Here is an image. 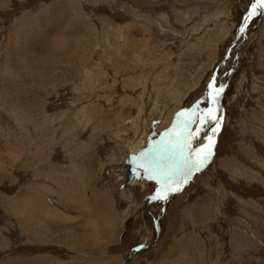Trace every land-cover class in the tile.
<instances>
[{"label": "rangeland", "instance_id": "374dc122", "mask_svg": "<svg viewBox=\"0 0 264 264\" xmlns=\"http://www.w3.org/2000/svg\"><path fill=\"white\" fill-rule=\"evenodd\" d=\"M5 2L0 264H264V15L247 22L231 49L252 0ZM36 21L48 28L29 34ZM83 22L93 43L80 55L82 69L68 70L63 81L49 53H59L54 33ZM13 30L27 36L30 81L25 71L7 77ZM40 60L54 68L34 65ZM44 75L55 78L46 84ZM213 78L224 89L210 161L167 201H150L154 181L126 180L133 155L124 146L143 141L141 152L161 139L177 113L198 101L207 107ZM44 203L60 219L44 222ZM34 205L43 211L35 213ZM141 244L145 249L126 262Z\"/></svg>", "mask_w": 264, "mask_h": 264}, {"label": "snow or ice", "instance_id": "6c2138e0", "mask_svg": "<svg viewBox=\"0 0 264 264\" xmlns=\"http://www.w3.org/2000/svg\"><path fill=\"white\" fill-rule=\"evenodd\" d=\"M256 15H264V0H252L250 8L244 17L240 32L245 31L247 22ZM214 80L208 84L204 100L207 107H200V101L190 109L177 113V120L161 139L136 155L130 157L132 174L136 179L154 181L155 192L150 201H167L169 196L179 192L191 180L194 173L201 171L213 155L214 135L206 137L207 143L197 145L200 134L209 124L212 133L220 128L222 116L220 111V96L224 85L214 87ZM144 245H139L133 251L138 252Z\"/></svg>", "mask_w": 264, "mask_h": 264}, {"label": "bare ground", "instance_id": "6f19581e", "mask_svg": "<svg viewBox=\"0 0 264 264\" xmlns=\"http://www.w3.org/2000/svg\"><path fill=\"white\" fill-rule=\"evenodd\" d=\"M5 1H9V0H0V6H5L6 5V2ZM60 2V1H59ZM64 2V1H63ZM74 3V2H73ZM53 4V3H52ZM59 4V3H58ZM56 5V4H55ZM63 5V4H62ZM59 6H60V4H59ZM58 6V7H59ZM55 7H57V5L55 6ZM61 7V6H60ZM67 7H68V3L65 5V8H66V10H65V12H67L68 13V10H67ZM70 7H71V9L72 10H75V12H76V9H75V6L74 5H72V4H70ZM46 9V8H45ZM64 12V11H63ZM66 13V14H67ZM74 13V12H73ZM72 14V13H71ZM75 14V13H74ZM73 14V15H74ZM48 15V14H47ZM50 15V14H49ZM65 15V14H64ZM66 16V15H65ZM64 16V17H65ZM40 18V17H39ZM43 18H44V14H43ZM78 18V17H77ZM74 19H75V17H74ZM23 20V19H22ZM44 20V19H43ZM68 21H71V22H73L72 21V17H71V19L70 20H68ZM78 22H79V20H77ZM15 22V24L17 25V27L18 26H21V24H18V22H16V21H14ZM43 22V21H42ZM81 23V22H80ZM201 23V22H200ZM23 24H25L24 25V27L23 28H26V29H29V31L32 29V27L30 26H28L27 24H26V22H23ZM77 24V23H76ZM30 25V24H29ZM65 25V24H64ZM72 24H68V26L66 25V26H64L63 28H61L60 30L59 29H57V30H59V31H57V33H54V34H56L55 35V38H54V40H56V44H57V49L59 50V53H58V55L56 56L55 55V53L53 52V51H51V52H49V53H51V56L52 57H54L55 58V60H56V63L55 64H58V69H60L62 72H63V74H61V75H59V78H61V79H63V81L64 80H67L66 79V76H65V74L66 75H68L67 74V72H68V70H70V71H76V69L77 68H81L82 69V67H83V65L82 64H80V63H85L84 61H82V60H80V55H81V53L84 51V49H86V48H88L89 47V44H92L93 43V37H92V35H90V34H87L86 36H84L85 35V33H86V28H85V24H84V22H83V25H81V26H83L82 28L80 27H76V29L75 30H79V31H75L74 29L72 30V31H70V30H68V27L69 26H71ZM78 25V24H77ZM74 26H76V25H74ZM73 26V27H74ZM29 27V28H28ZM34 28H39L40 30L41 29H43L44 28V30H46V28H48L47 27V25L46 24H44V23H39V21L37 22H35V25L33 26V29L30 31V33L29 34H31V33H33V34H35L34 33V31H37V30H35ZM38 29V30H39ZM48 30V29H47ZM227 30V29H226ZM66 31H70V32H67V33H65ZM48 32V31H47ZM65 33V34H64ZM39 34V33H38ZM141 34V33H140ZM26 35V34H25ZM40 36V35H39ZM128 36H129V34H128ZM241 36V35H240ZM27 37V36H26ZM26 37H22L21 36V34H19V33H17V32H15L14 30L12 31V33H11V35L8 37V42H7V46L9 47L8 49H9V51H8V53H7V55H6V57H4V59H5V63H6V69H7V77H12L13 76V74H16V75H18V71H25L24 72V75L26 76V79L28 80V81H30L29 80V74L32 72V67H31V65L30 64H27V62H25L24 61V55L26 54V50L24 49V47H25V43H26V41L28 40V39H26ZM37 37H38V35H37ZM36 37V38H37ZM236 37H237V39L235 38V42L236 43H234L233 45H232V48L231 49H236V46L238 45V43H239V41H238V38H239V35H236ZM22 38H24V39H22ZM35 38V39H36ZM128 37H127V40H126V42H128ZM240 39V38H239ZM121 42H122V39L120 40ZM242 41V40H241ZM21 44L23 45V46H21ZM52 44H53V42H52ZM94 46V45H93ZM26 47H27V44H26ZM29 47V46H28ZM84 47H86V48H84ZM30 48V47H29ZM25 50V51H24ZM72 51H73V54H72ZM239 52H240V50H239V48L236 50V52H235V55H236V57L239 55ZM38 53H39V51H38ZM21 54L23 55V56H21ZM45 54V53H44ZM72 54V55H71ZM71 55V56H70ZM21 56V57H20ZM235 57V56H234ZM235 57V58H236ZM229 59V58H228ZM86 61V60H85ZM37 63V64H36ZM34 65H36V66H39V67H41V68H43L44 70H47V69H51V67H52V65L50 66V64H48V63H46V62H42L41 60H40V62H36ZM87 63V62H86ZM55 64H54V66H55ZM52 68H54V67H52ZM8 70H10V72L8 71ZM36 71V70H35ZM81 72V71H80ZM83 72V71H82ZM78 74H81V73H78ZM61 76H63L64 78H62ZM6 77V78H7ZM40 77V76H39ZM55 77H46L45 75H44V83H46V84H48L52 79H54ZM68 78H69V75H68ZM22 79H23V77L21 78V84L22 85H26L24 82H26L25 80H24V82L22 81ZM3 80V79H2ZM89 80V79H88ZM8 83H10V84H12V81L9 79L8 80V82H7V84ZM62 83V82H61ZM87 84H88V82H87ZM88 86V85H87ZM13 87V86H12ZM15 91V90H14ZM186 94V93H185ZM144 98V97H143ZM142 99V98H141ZM147 99H148V97H147ZM94 114V113H93ZM125 113H123V115H124ZM218 115H222L221 114V112L219 111V113H217ZM102 115V114H101ZM100 115V116H101ZM97 116V115H96ZM113 116V115H112ZM98 117H99V115H98ZM92 118V117H91ZM99 122V121H98ZM160 123V122H159ZM104 125H105V123H104ZM220 125H221V121H220ZM221 127V126H220ZM145 128V127H144ZM135 131H136V129H135ZM134 131V132H135ZM219 131H220V128H219V130L215 133V134H213L212 133V125H210V127L207 129V137L208 136H213L214 135V142H215V139H216V134L217 133H219ZM118 137V136H117ZM144 137V136H143ZM118 139V138H117ZM122 139V138H121ZM131 141V140H130ZM132 142V141H131ZM143 141H141V142H139L138 143V146L136 147H134V148H132L131 149V146L129 145V146H127L128 145V143H126V146H124V147H127L128 148V151H130V155H136V154H138L139 152H140V147L142 146V144L144 143H142ZM205 143H207V140H206V137H205ZM125 144V143H124ZM203 144V143H202ZM139 145H141V146H139ZM125 149V148H124ZM130 157V156H129ZM127 161V160H126ZM223 163V162H222ZM92 164V163H91ZM84 168V167H83ZM126 169H127V167H126ZM79 172V171H78ZM89 172V171H88ZM87 175V170L84 172V173H82V176H86ZM90 177V176H89ZM88 176H87V179L89 178ZM83 178V177H82ZM84 180V179H83ZM126 180H127V182H129V183H133V182H135V179L133 178H131V180L130 179H127V176H126ZM141 180V179H140ZM88 181H89V179H88ZM86 183V182H85ZM87 183H89V182H87ZM95 192V191H94ZM100 192V191H99ZM53 192L51 191V189H46V190H44V194H46L47 196L48 195H50V194H52ZM99 194V193H98ZM90 197H92V196H90ZM103 197H105V198H107L106 196H103ZM105 198H102L100 201H101V204L103 205V207H105L106 205H107V203H108V201L106 200V203H103L104 201H105ZM109 198V197H108ZM70 199V198H69ZM69 199H68V201H69ZM71 203V202H70ZM93 203H95V202H93ZM97 203V202H96ZM93 205V204H92ZM145 205H146V203H145ZM39 209L40 211H43L40 207H37V206H35L34 205V212L36 213L37 211V209ZM67 208V207H66ZM71 210V209H70ZM105 211V210H104ZM103 211V212H104ZM43 213V212H42ZM49 217L50 219H53V221H54V218H55V220L58 218V219H60V215H59V213L58 212H55V210H52L49 206H48V204H46V203H44V222H47L46 221V217ZM204 218V217H203ZM102 220L103 221H105V222H110V216L109 215H105V216H103V218H102ZM58 221V220H57ZM50 222V221H49ZM67 222V221H66ZM72 228L74 229V227L72 226ZM45 230V229H44ZM72 230V229H71ZM93 244V243H92ZM129 255H130V253H129ZM136 255V254H135ZM132 256H134V255H132ZM132 256H127L128 258V260L129 259H131L130 257H132ZM127 259H126V262H127Z\"/></svg>", "mask_w": 264, "mask_h": 264}, {"label": "water", "instance_id": "95a60500", "mask_svg": "<svg viewBox=\"0 0 264 264\" xmlns=\"http://www.w3.org/2000/svg\"><path fill=\"white\" fill-rule=\"evenodd\" d=\"M239 33L242 34V33L240 32V29H239L237 35H239ZM236 39H237V37H236ZM130 157H131V156H130ZM130 157H129V160H130ZM129 160H128V163L126 164V167H127V170H128L127 179H130V177L133 176V174H132V166H131V164L129 163ZM158 218H159V216H157V217L154 219V224H155V238H157V236L159 235V232H160L159 227H158V223H157ZM135 249H136V248H135ZM144 249H145V247L140 248L138 252L132 250V251L130 252V255L128 254V257H129V256H132V255H135V254H138L139 252L143 251ZM128 257H127V258H128ZM127 261H128V259H127ZM125 264H126V263H125Z\"/></svg>", "mask_w": 264, "mask_h": 264}]
</instances>
